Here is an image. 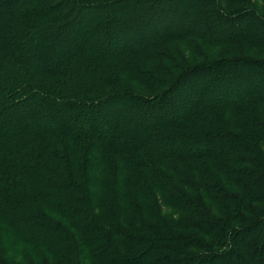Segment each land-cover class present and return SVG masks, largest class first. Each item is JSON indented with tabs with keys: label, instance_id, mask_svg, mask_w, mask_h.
<instances>
[{
	"label": "trees",
	"instance_id": "obj_1",
	"mask_svg": "<svg viewBox=\"0 0 264 264\" xmlns=\"http://www.w3.org/2000/svg\"><path fill=\"white\" fill-rule=\"evenodd\" d=\"M52 1L55 4L47 10L50 15L63 16L59 23H55L56 18H46L47 13L29 10ZM121 1L0 0V26L16 25L15 36L30 27L34 32L47 27L65 33L73 46L80 41L78 48L82 51L74 54L86 59V74L94 84H100V88L87 86L81 105L87 111L80 114L74 113L68 102L53 101L62 111H70V123L62 119L58 122V117L51 114L50 119L59 127L51 122L35 129L34 134L22 132L17 154L37 157L34 165L23 166L22 176L19 171L12 173L9 165L19 167L26 159L20 161L22 156L1 150L0 190L6 187L2 199L13 204L7 211H0V220L12 224L8 225L10 235L18 241L44 249L66 248L62 249L67 255L53 252L54 264H87L88 259L97 264H190L213 259L212 264H220L216 263L218 259L224 260L222 264H264V213L249 212V217L236 224L230 221V217H238L239 209H248L246 203L255 196L264 199V60L244 55L206 60L180 68L164 82L146 68L164 57L163 45L172 40H200L210 46L228 44L243 49L251 44L263 49L264 32L256 25L264 24V0H255L263 9L248 7L241 11L236 9L244 4L233 6L244 3L242 0H188L184 10L183 0H161L162 5H156L159 0H148L151 5L140 19L136 17L137 26L130 16L120 17ZM108 17L116 21L115 30L107 32L103 28L110 44H82L98 34L94 26H86L105 23ZM38 21H45L46 26ZM141 25L143 29L137 30ZM86 30L90 33L83 37ZM0 38V101L4 103L13 95L6 78L13 75V88L19 91L27 85L21 72L15 70L16 59L20 61L24 54L14 53L4 37ZM232 64L239 71L253 66L256 81L252 76L250 85L240 87L237 82L242 73L223 71L225 65ZM2 66L7 72H2ZM120 66L145 76L138 82L155 93L145 96L121 87L122 82L109 86L112 69ZM209 88L211 97L204 95ZM94 105L101 107L92 111ZM127 109L141 121L119 129L112 118ZM138 128L143 136L135 137L140 140L133 143V132ZM61 137L73 140L74 147L60 153L52 139ZM30 167L31 172L44 176L48 190L35 187ZM7 168L11 169L7 179L13 184L3 185ZM166 171L173 174L171 179ZM204 179L214 182L204 193L205 201L228 208L223 206L221 215L203 208L200 188L207 187ZM247 182L256 184L262 192H252ZM148 184H153L158 192L155 195L164 198L168 206L189 212L195 220L186 214L179 222H166L151 202L155 195L148 193ZM229 186L241 191L231 195ZM219 189L224 190V199L217 197L221 195ZM43 207L66 218L69 226L49 218ZM40 226L56 238L42 236V231L40 234L36 230ZM198 233L227 239L226 247L219 252L191 253L192 235ZM242 233L247 241H242ZM247 249L243 256L240 250Z\"/></svg>",
	"mask_w": 264,
	"mask_h": 264
},
{
	"label": "rangeland",
	"instance_id": "obj_2",
	"mask_svg": "<svg viewBox=\"0 0 264 264\" xmlns=\"http://www.w3.org/2000/svg\"><path fill=\"white\" fill-rule=\"evenodd\" d=\"M152 1V0H151ZM151 1L148 0H122L118 5V8L120 10V17L123 18L125 16H130L132 19H134L132 22H135V25L137 26V19H140V16L142 13L145 12L146 8L151 5ZM163 1V0H162ZM162 1L159 0L158 4L162 5ZM188 0H183V6L181 10H184L185 5L187 4ZM244 3L235 4L233 7H238L242 4L241 7L237 8L236 11L244 10L248 7H253L255 9H263L260 6H262L260 3H257L255 0H242ZM30 4V2H29ZM28 4V5H29ZM52 4H55V1H52L51 3H44V5L40 6H32L31 4L29 6H32V8H29V10H35L40 11L43 15L47 13L48 15L46 18L57 20L55 23H59L60 19L63 18L61 14L50 15L49 11L47 10L48 7H50ZM25 8H27V6ZM148 5V6H147ZM164 5V4H163ZM230 5V4H228ZM167 6V5H165ZM225 6V3H224ZM223 9L226 10V8ZM264 6V4H263ZM226 7V6H225ZM110 17L107 19L109 20ZM106 19V22L108 21ZM125 19V18H123ZM111 21V20H109ZM106 22H98L96 24H91L86 26L87 29H91L93 26V31L98 32L99 36L101 38L98 39L97 36H90V40H87L86 42H82V44H87L91 41H101V44L108 45L110 44L109 41L106 42V38H108L109 34L106 35V33L103 31V28L105 27V30L108 32L113 31L116 28V21H111L106 25ZM40 26H46V22H39ZM122 23V22H121ZM249 24H252V22L249 20ZM37 26V27H40ZM258 30H261L264 32V24L261 23V25H256ZM33 27L24 29L22 33H20L18 36L14 35V31L16 29V25H3L0 26V37H4L5 39L12 47V51L14 53L24 54L21 60L16 59V66L15 70L18 72H21L23 75V84L26 86L25 89H22L19 91L18 87L13 88V75L9 78H6L5 84L9 86L10 89H12L13 95L11 98L3 103V101H0V152L1 150H11L16 156L20 157V161L25 158L26 160L21 164L19 167L15 165H9V168L12 167V173L20 172V175L22 176V172L24 171V165H34L36 162V158L33 154H31V157L28 155H19L17 154L18 145L22 143V141H18V139L21 137L22 132L23 133H29L34 134L36 133L35 129H40L43 125H49L52 122L53 127H59L58 123L51 120L50 116L51 114H55L58 118V122H60L59 119L64 120V122L70 123L71 118L69 116L70 111H62L59 106H57L53 101L57 100L58 102H68L73 105L72 109L74 113L80 114L81 112L87 111L86 107H82L81 105L85 101V99L82 98L84 96L83 92L86 91L87 86H92L95 81L86 74V66L85 62L86 59L82 56L83 60H80V54L76 55L74 54V51H78L82 49L78 48L81 46V42H76L73 45L70 44L69 38L65 33L59 34V31L55 29H39L38 31L34 32ZM136 28V27H135ZM143 29V26L139 27L137 30ZM102 29V32H101ZM37 30V29H36ZM46 30V31H45ZM90 32L87 30L84 31L83 37H87V35ZM111 33V32H110ZM65 35V36H64ZM104 39V40H103ZM1 41V38H0ZM247 44V43H246ZM110 46V45H109ZM263 49H257L255 48V45L247 44L246 49H243V46L239 47H230L228 44H222L218 46H210L200 40H172L168 41L163 45L164 49V57L162 59H156L150 66L146 65V68H150L153 71V75L160 79V81L164 82V80L168 79L170 74H174L178 72L180 68L190 66L196 63H201L206 60H216V59H223V58H230L234 56H246L255 60H264V47ZM74 49V50H73ZM73 50V52H72ZM79 56V57H78ZM21 57V56H20ZM128 66L130 65L129 58H127ZM137 63H140V57H137ZM145 64V63H144ZM144 64L142 66H144ZM158 65V66H157ZM142 66L140 68H142ZM227 66V67H225ZM224 70L225 72L229 74H239L241 75V80L237 83L240 84V87H246L250 85L251 83H248V80L253 77L255 79L253 81H256V75L254 74L255 69L252 68L253 66H248L246 68H243V70H238L236 68V64H232L231 66L225 65ZM38 68V69H37ZM241 68V67H240ZM154 69V70H153ZM103 71V70H101ZM2 72H7L4 70L2 66ZM244 72H246L244 74ZM128 74V75H127ZM222 74V73H219ZM218 73L214 76H217ZM208 76V75H207ZM0 74V78H1ZM145 76L142 74L136 72L131 67H116L112 69L111 73V81L109 83L110 85H114L116 83L122 82L121 87H125L129 90H136L139 91V93H143L145 96L153 95V91L148 89L146 86H143L138 82V79H144ZM3 78V77H2ZM147 78V77H146ZM9 81V82H6ZM246 82V83H245ZM99 87L100 84L95 83L93 86ZM201 87L202 84H201ZM242 87V88H243ZM204 95L211 97V90H206L204 92ZM1 100V99H0ZM67 100V101H66ZM112 100L113 99H109ZM56 102V101H55ZM109 102V101H108ZM65 104V103H63ZM172 104V103H171ZM168 104V105H171ZM151 105V104H149ZM9 107V108H8ZM101 107L93 106L92 111L95 109ZM124 111V110H123ZM119 112V111H118ZM264 120L263 118H261ZM113 125L116 126L119 129L125 128V125L129 127H132L131 123H138L139 118L134 112H130L129 109L125 110L124 112H119L117 115H114L112 118ZM49 123H48V122ZM47 125V126H48ZM71 126V125H70ZM113 126V127H114ZM123 126V127H121ZM72 131V129H70ZM138 131V132H136ZM136 131L133 132L134 137L132 138V142H138L140 139L135 137H140V129L138 128ZM144 134V133H143ZM5 140H9V143H5ZM54 143H56L59 147L60 153L63 152L66 147H74L75 142L69 138H63L60 139H52ZM41 150V149H40ZM37 151V150H36ZM11 152V154H12ZM35 154V151L33 152ZM185 165H182L181 167H184ZM9 168H7L8 172L2 176L3 185L12 183L13 181L10 179H7V176L9 175ZM33 168H29L30 172ZM16 171V172H15ZM32 181L34 180L35 187L36 188H42L46 189L44 187L45 183L43 182V175L41 173H36L35 170L32 172ZM143 173L146 176L147 180V173L143 171ZM161 174V173H160ZM167 176L170 177L173 175L171 172L170 174L168 171H166ZM168 178V177H167ZM228 181L231 179V177H227ZM206 181L205 184L207 187H201L200 193L203 195V203L205 206L203 207L205 210L210 211L212 214L215 215H221L222 211H224V207L227 208L225 204L220 205L219 203L214 204L211 200L205 201V194L208 193L207 191L210 190L208 187L209 184H214L213 181H209L208 179H204ZM233 185V183H231ZM248 189H250L252 192H256L257 195H259L262 190H258L255 188L256 184H252L250 182L246 183ZM149 189L148 193L153 196L155 193L158 192L155 191V187L153 184H148ZM5 187V185H4ZM4 187L0 190V211H7V209L12 208L13 204L11 201L4 202L2 197L4 196ZM230 189H228V193L233 195L235 194L236 190L241 191L240 188H234L233 186H229ZM6 188V187H5ZM48 190V189H46ZM220 191V189L218 190ZM221 195L217 196L221 199H224L226 196L224 194V190H221ZM231 192V193H230ZM223 193V194H222ZM57 196L56 194H53ZM261 195H264L262 193ZM16 196V195H15ZM258 196H255V199L249 203H246L245 208H248L246 210H241V213H239L238 217H230L231 223H235V221H238L244 217H249V212L252 214H259L262 215L264 213V199L257 198ZM165 199L158 198V196L155 195V198L151 200V202H155L156 207L158 208V213L161 215L162 218L165 219L166 222H179L180 217L182 215L188 214V216L192 219V215L186 211L179 212L178 209H175L173 207H170L166 204L164 201ZM150 201H147L146 203H149ZM150 202V203H151ZM224 206V207H223ZM244 207V206H243ZM241 208V207H240ZM45 213L48 214L49 218L65 225L69 226V222L66 218H63L62 216L51 212L47 207H43ZM228 209V208H227ZM230 209V207H229ZM10 211V210H8ZM237 211L236 214L239 212ZM195 220V219H194ZM16 222L14 221V224ZM8 225H12L8 223L7 221L0 220V264H54L52 259V254L54 251L62 252L65 254L63 249L66 248H59L51 246L50 248L44 249L42 247H36L34 245L27 244L25 242H22L21 240H16L13 236L10 235V227ZM15 226V225H13ZM35 229V228H34ZM41 234L42 236L47 237L49 239L51 238V235L54 237V233H51L46 228H43L42 226L36 228V230ZM246 233V232H245ZM242 233L244 235H241L242 241H247L246 234ZM252 232L251 234H253ZM251 234L248 233L250 236ZM227 235V234H226ZM225 235V237H226ZM195 238H192V246L194 245V248H192L191 253H200V252H210L211 250H214V252L222 251L226 246L227 239H214L209 238L203 233L193 234L192 235ZM224 237V238H225ZM232 241V240H231ZM63 244V243H61ZM249 252L247 250H240L241 254L244 256ZM67 255V254H65ZM258 255H256V258ZM219 261H216V263L222 264L223 261L221 259H218ZM230 261V258L226 259ZM194 261V260H193ZM214 262V259L211 260V262H207L206 260L197 262L194 261V263L190 264H212ZM87 264H97L92 259H88ZM224 264H235L232 262H226ZM236 264H239L236 262Z\"/></svg>",
	"mask_w": 264,
	"mask_h": 264
}]
</instances>
